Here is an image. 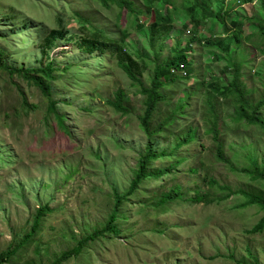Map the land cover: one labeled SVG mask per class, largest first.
Here are the masks:
<instances>
[{
	"label": "rangeland",
	"instance_id": "rangeland-1",
	"mask_svg": "<svg viewBox=\"0 0 264 264\" xmlns=\"http://www.w3.org/2000/svg\"><path fill=\"white\" fill-rule=\"evenodd\" d=\"M212 8L218 11L216 2ZM245 10L247 17L262 16L258 1ZM126 15L97 0H0V65L29 69L55 61L64 74L56 75L60 81L52 95L59 104L52 107L29 81L17 76L11 81L0 67V158L5 159L0 161V250L7 251L14 239L18 245L40 207L52 210L40 221L35 240L6 264H53L66 252L72 257L62 264H264V232L247 233L264 218V205L244 206L251 195L264 201V127L238 123L234 99L210 93L212 87L226 88L232 76L223 77L226 62L214 64L201 45L187 50L195 28H185L184 18L175 23L179 47L169 36L161 62L185 50L195 77L191 82L177 77V85L164 90L168 100L153 121V129L166 122L153 140L160 158L133 189L150 141L139 122L145 99L119 68L118 54L85 53L75 38L86 32V22L113 39L128 29L127 42L134 45L126 53L148 54L154 49L147 41L155 15L147 14L142 31ZM213 27L210 21L203 36ZM244 27V37L251 35ZM52 31L60 38L48 48ZM221 33L218 24L212 38L219 40ZM254 37L234 52L243 61V85L253 106L264 100V39L259 31ZM225 38L239 48L232 36ZM157 64L150 56L139 77L147 89ZM119 90L127 96V116L107 103ZM24 94L29 107L23 106ZM209 103L219 118L228 164L217 158ZM249 111L264 119V109ZM232 191L243 193L228 197Z\"/></svg>",
	"mask_w": 264,
	"mask_h": 264
},
{
	"label": "trees",
	"instance_id": "trees-1",
	"mask_svg": "<svg viewBox=\"0 0 264 264\" xmlns=\"http://www.w3.org/2000/svg\"><path fill=\"white\" fill-rule=\"evenodd\" d=\"M102 3L104 6L108 7L109 5H115L121 11H127L129 23L131 22V18H134V28L136 31H142L147 27V21L149 17L148 13H152L155 15V24L148 27L149 29V40L147 41V45L153 47V50H150L148 54L143 53L141 50H137L138 52L135 55L132 53H126V49L130 48V45L127 42L129 36L132 35V32L128 29H122L120 31V37L117 39L110 38L106 35L103 29L97 28L95 26H91L90 23H85V31L81 33L82 35H75L77 38V43L81 45L85 53H95L100 50L104 52L103 54H108V50L111 53V56L118 54L119 61L118 66L123 72V74L140 90V94L145 99L144 105L146 107L144 117L139 118V122L143 129L145 136L150 140L148 144H146L144 149V154L140 159V175L133 182V189L135 190L138 185H140L141 180L146 178V173L150 170V165L160 158V154L157 152L155 144L153 142L154 137L156 135L163 134V130L166 127V122H163L153 129V121L154 118L160 110V106L167 102L168 98L164 94V90L170 88L174 85H177V77L179 79H185L187 82H191L195 77V68L193 63L190 61V55H187L185 50H178L177 55L170 57L169 59H165L161 62V58L163 56L164 50V42L168 39L169 36L174 37L176 44L181 43L182 37L181 34H174L176 29V22L181 18H184V21H187L188 24H185V28H189L192 24L194 25L193 31L190 29L189 33L192 37H188L187 40V50L189 52L194 51V44L201 45L203 50L210 56L211 61L214 64H219L226 62V65L223 66L222 76H232V82L226 86L224 89H218L212 87L209 89L210 93L215 96L222 97H232L236 102V108L234 111V116L239 121L238 123L246 122L249 125L262 126L264 127V119L256 116V114H250L251 109L255 111H261L264 109V100L255 104L253 106L251 104L250 99H247V91L243 85V61L239 60V57L234 55V52L237 50H241L242 45H247L256 38L258 31L261 38L264 39V0H230V2L234 3L233 8H228L224 6L227 4L228 0H139L142 4L138 6L133 0H97ZM259 2L261 4L262 16L260 17H247L246 10L244 11V6L249 4H254L255 2ZM214 2L217 3L219 7L218 11L212 8ZM124 13L121 14L122 21H124L123 17ZM143 18H146L144 21ZM210 21L213 22L214 27L209 31V36H203L202 28L207 29L208 23ZM59 26L64 30V19L60 17L58 19ZM221 25V35L218 36L219 40L213 39V30L216 32L217 25ZM121 25V24H118ZM250 27L252 30V34L244 37L245 27ZM211 26L209 25V29ZM208 29V30H209ZM188 31V30H187ZM58 31H52L48 34L51 38L48 41V48L55 44V42L60 38L56 36ZM216 35V34H215ZM232 36L234 42L238 44L239 48H234L231 43L223 42L225 37ZM42 37V36H40ZM246 40V43L243 41ZM262 44V43H261ZM260 44V45H261ZM259 45V46H260ZM259 46L256 47L259 49ZM137 47L136 45L134 48ZM241 52V51H240ZM264 53V50H263ZM241 54H243L241 52ZM154 55V60L158 61L157 67L154 71V78L152 80V87L145 88L142 84L139 77L145 71L146 68V60H150V56ZM154 62V61H152ZM140 63L143 64V68L141 71ZM209 64V63H208ZM3 69H6V72L9 75L11 81H13L14 77L17 76L22 80L29 81L28 85L35 86L42 95L46 98L47 104H50L52 107H56L59 103L53 100V84H56L60 81V78L57 77V74H63L61 69L56 67L55 61H50L45 65V67L39 68H16L7 66V64L0 65ZM184 67V68H183ZM65 71H69V69H65ZM232 71L234 72L231 75ZM182 74H187L186 78ZM64 75V74H63ZM181 78H180V77ZM23 96V106L29 107L28 101L25 98V94ZM127 101V96L123 90H119L115 94L114 102H107L116 113H120L124 116L129 115L130 111L125 107ZM210 114L214 117V127L210 131L213 133V139L215 143H217V158L219 161L228 164L229 162L225 158V153H223L224 145L219 141V130H218V115L216 114L215 106L210 104ZM172 115L176 116V120L174 123L179 121V117L177 113H173ZM167 118V117H166ZM235 119V118H234ZM0 161L4 162V158H0ZM258 175V179H259ZM264 178V177H261ZM217 186V185H216ZM222 190H228V188H222ZM241 191H232L228 197L231 195H239L242 194ZM225 197V198H228ZM250 200L244 206H255L256 204L264 205V201L258 195L249 196ZM52 210L49 205L40 207L37 210V214L33 219V224L31 230L24 235L23 239L18 243L17 246H14L16 242L14 239V243L10 245L7 251L0 250V264L11 263L13 258L17 256L18 251L26 248L29 244H31L38 235L40 230L39 223L42 219H44L47 214H49ZM264 232V218L261 222L251 231H247V233L251 235H257ZM40 234V233H39ZM75 255V252L72 251ZM72 257V254L66 252L61 260L59 259L53 264H62L65 261H68V258ZM259 264V263H257Z\"/></svg>",
	"mask_w": 264,
	"mask_h": 264
},
{
	"label": "built area",
	"instance_id": "built-area-1",
	"mask_svg": "<svg viewBox=\"0 0 264 264\" xmlns=\"http://www.w3.org/2000/svg\"><path fill=\"white\" fill-rule=\"evenodd\" d=\"M184 68V67H183ZM187 74H185V76H186Z\"/></svg>",
	"mask_w": 264,
	"mask_h": 264
}]
</instances>
